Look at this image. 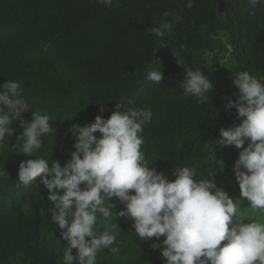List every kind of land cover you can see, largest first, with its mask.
<instances>
[{
	"label": "trees",
	"instance_id": "trees-1",
	"mask_svg": "<svg viewBox=\"0 0 264 264\" xmlns=\"http://www.w3.org/2000/svg\"><path fill=\"white\" fill-rule=\"evenodd\" d=\"M223 2L225 12L218 15L216 0H194L192 8L186 0H113L111 7L97 0H0V84L20 82L30 107L21 118L47 114L53 129L41 149L27 156L16 146L23 131L17 119L0 149V264H63L67 241L52 222L48 190L40 177L21 184L19 164L41 156L49 167L53 161L63 167L75 151L72 126L89 125L98 114L108 118L120 101L152 112L142 145L150 167L170 180L176 168H194L197 179L212 180L240 201L234 173L240 149L218 141L221 127L241 122L234 108H226L229 98L237 99L233 78L248 71L264 80V5ZM164 20L173 24L165 36L148 31ZM161 46L170 48L186 73L206 72L213 84L210 101L185 96L181 84L164 76L159 83L147 78L160 63L155 52ZM11 53L15 57L7 58ZM113 204L116 211L124 208L119 200ZM115 210L107 219L98 216L97 228L111 229L116 239L98 253L97 264H165L150 246L156 238L139 240L133 221ZM251 212L250 221L264 222V213L255 219ZM20 215L26 219L2 230Z\"/></svg>",
	"mask_w": 264,
	"mask_h": 264
},
{
	"label": "clouds",
	"instance_id": "clouds-1",
	"mask_svg": "<svg viewBox=\"0 0 264 264\" xmlns=\"http://www.w3.org/2000/svg\"><path fill=\"white\" fill-rule=\"evenodd\" d=\"M97 2L107 7L113 4V0ZM222 3L223 11L218 13L216 0L218 15L225 12L223 0ZM249 3L264 5V0ZM193 4L194 0H186L188 8ZM168 15L167 11L163 13L164 17ZM172 27L164 20L148 31L163 37ZM161 48H167L172 62L184 71L180 80L163 74L165 66L156 56ZM156 52L160 63L147 73L148 79L159 83L164 76L181 84L185 96L191 95L200 104L210 101L207 94L213 84L205 71L197 68L186 73L167 46ZM13 57L15 53L7 58ZM232 83L238 90L237 99L229 98L226 108H234L241 122L221 127L218 142L240 149L234 163L240 198L246 199L252 210L264 213V80L241 71ZM22 91L16 80L0 84V149L14 134L11 124L19 119L23 131L16 137V146L19 153L32 156L53 129L47 114L33 111L31 121L21 118L30 108ZM122 102L115 105L108 118L98 114L89 125L72 126L75 151L63 167L58 161L49 167L47 157L36 155L19 164L17 180L21 184L28 186L40 177L48 190L52 222L67 241L63 264H97L98 253L111 248L115 235L111 229L99 230L97 222L98 216H112L113 202L117 200L124 205L122 210H115L117 217L133 221L139 240L155 237L157 242L150 246L159 249L165 264H264V222L246 221L234 199L212 180L197 179L194 168H176L175 179L170 180L150 167L142 145L144 126L151 122L152 112L126 107ZM60 190L62 194H58ZM19 218L26 219L16 216L2 230L14 228ZM73 249L77 250L75 255Z\"/></svg>",
	"mask_w": 264,
	"mask_h": 264
},
{
	"label": "water",
	"instance_id": "water-1",
	"mask_svg": "<svg viewBox=\"0 0 264 264\" xmlns=\"http://www.w3.org/2000/svg\"><path fill=\"white\" fill-rule=\"evenodd\" d=\"M217 11L218 13H221L223 11L222 0H218ZM156 56L161 57L162 64L165 66V69L163 70L164 75L178 80H180V78H183L184 71L172 62V54L168 51L167 48H161L156 52Z\"/></svg>",
	"mask_w": 264,
	"mask_h": 264
},
{
	"label": "rangeland",
	"instance_id": "rangeland-1",
	"mask_svg": "<svg viewBox=\"0 0 264 264\" xmlns=\"http://www.w3.org/2000/svg\"><path fill=\"white\" fill-rule=\"evenodd\" d=\"M219 173V172H218ZM238 200H240V201H237V208H238V212L241 214V215H243L244 216V218H245V220L246 221H250L249 220V213H248V215H246V213L249 211V210H252V209H250L249 208V205H248V201L246 200V199H241L240 198V195H238ZM252 214H253V216H254V218L256 219V218H260V213L258 212V211H254V210H252V212H251Z\"/></svg>",
	"mask_w": 264,
	"mask_h": 264
},
{
	"label": "bare ground",
	"instance_id": "bare-ground-1",
	"mask_svg": "<svg viewBox=\"0 0 264 264\" xmlns=\"http://www.w3.org/2000/svg\"><path fill=\"white\" fill-rule=\"evenodd\" d=\"M29 185H31V184H29Z\"/></svg>",
	"mask_w": 264,
	"mask_h": 264
}]
</instances>
